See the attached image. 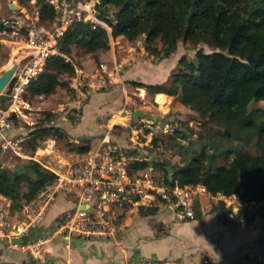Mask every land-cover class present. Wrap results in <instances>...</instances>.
<instances>
[{"label":"trees","instance_id":"obj_1","mask_svg":"<svg viewBox=\"0 0 264 264\" xmlns=\"http://www.w3.org/2000/svg\"><path fill=\"white\" fill-rule=\"evenodd\" d=\"M20 3L29 0H18ZM39 6L41 21L54 17L53 8L45 0H35ZM115 8L110 16L108 7ZM98 16L111 27V35L125 36L129 40L144 38V47L159 57H169L180 40L195 45L205 43L212 48L206 52L199 48L195 57L183 55L172 71L171 83L165 92L195 111L200 117L222 127L221 134L227 140L236 136L258 137L255 149L228 146L209 152L206 144L194 152L186 164L172 165L150 155L132 162L133 169L147 168L151 164L165 170L167 182L180 184L201 183L213 194L230 196L239 194L240 201L264 200V116L256 119L251 115L250 104L264 100V0H100ZM161 46H158V42ZM86 51L109 48L110 33L102 25L78 21L66 30L60 40V54L51 56L45 69L28 86L31 94H50L58 86L68 88V77L75 74L76 66L70 54L72 47ZM135 86L156 92L155 97L165 94L158 91L156 83L130 80ZM1 97V95H0ZM64 137L61 127L47 123L30 127L26 142L31 150L39 146L44 137ZM186 137L177 126L168 139ZM70 150L86 152L91 138L70 141ZM158 149V136L152 141ZM139 153L138 151H136ZM232 163L213 165L216 158ZM23 166L25 173L4 167L0 160V193L12 200L11 209L19 210L25 202L33 200L54 174L39 162L29 159ZM160 208L158 199L153 205L140 206L144 215L154 214ZM220 221L237 224L253 220V214L244 210L234 213L224 201L213 205Z\"/></svg>","mask_w":264,"mask_h":264},{"label":"built area","instance_id":"obj_2","mask_svg":"<svg viewBox=\"0 0 264 264\" xmlns=\"http://www.w3.org/2000/svg\"><path fill=\"white\" fill-rule=\"evenodd\" d=\"M35 2V0H31ZM54 10V17L45 24L41 21L39 10L32 20L25 18H0V40L25 45L24 54L14 59L18 65L13 78L0 97V149L10 150L20 158L32 159L50 170L54 177L31 201L25 202L18 214H12L9 206L0 205V239H7L13 246L40 259L46 251L45 244L56 235L64 237L117 239L119 232L126 225L122 211L135 206L152 205L158 199L169 201L178 219L195 216L196 201L204 194H210L218 203L224 201L226 206L256 214L264 215L263 201H240L237 194L226 196L213 194L206 186L197 184H180L158 181L146 168L133 169L132 162L140 159L139 154L123 151L110 136L104 135L101 142L86 152L67 150L52 154L57 150L55 137L47 136L40 148L26 154L21 147V140L11 133L16 125L34 124L31 105L26 98L31 81L44 71L47 60L60 54L59 43L68 27L78 21H87L104 26L108 23L98 16L100 0H45ZM12 62L13 59H12ZM125 62L114 61L110 66L106 62L92 73L77 69L73 77V87L82 86V81L90 78L89 85L105 86L115 82H124L122 78ZM89 89L79 90L77 98L72 101L74 116H82V106ZM158 117V116H157ZM149 127L144 134L149 141L157 130L172 133L177 127L169 117L165 120L150 118L146 121ZM172 131V132H171ZM56 147V148H55ZM75 187V189L73 188ZM76 195L75 206L65 211L49 235L29 238V231L39 227L51 203L58 194ZM260 213V212H259ZM260 213V214H261ZM16 216V223L11 218ZM126 216V214H125ZM23 238V243H12L13 238ZM0 264H17L0 256ZM138 264H169L153 258L141 260ZM202 264H216L204 256ZM238 264V263H232Z\"/></svg>","mask_w":264,"mask_h":264},{"label":"rangeland","instance_id":"obj_3","mask_svg":"<svg viewBox=\"0 0 264 264\" xmlns=\"http://www.w3.org/2000/svg\"><path fill=\"white\" fill-rule=\"evenodd\" d=\"M11 2H15L17 5L16 10L10 8ZM39 10V6L29 0L20 3L18 0H0V18L11 17L14 19L25 18L26 15L33 20L36 11ZM110 16H114L115 8L113 6L108 7ZM47 24L48 20L42 21ZM110 33V46L109 48L97 49L95 51H86L81 47L73 46L70 57L75 63L77 69H83L86 72L92 73L102 62L108 63L110 66L114 64V60L111 57L116 56L118 62H125L128 59H123L129 52V47L134 46V57L129 61L131 64L133 61L134 74L139 76L142 82H153L159 86L158 91L164 93L168 85L171 83V73L175 69V66L183 55L194 58L195 53L199 48L204 49L206 52L212 51V48L205 43H199L197 45L180 40L176 50L167 58L159 59L158 56L149 53L144 45V38L139 36L136 40H129L125 36L120 35L113 37ZM158 46H161V42H158ZM25 45L23 43H13L9 41L0 40V73L1 71L12 64V59L19 58L24 54ZM127 57V56H126ZM125 57V58H126ZM127 65L128 63L125 62ZM77 76V71L72 77H68L70 80V86L73 87L75 83L73 77ZM90 78L87 81H82L83 85L75 88L76 94L68 88L58 86L55 92L50 94H31L28 92L26 98L31 105V113L35 121L34 124H25L27 131L31 126L41 123H49L59 125L62 123L70 122L78 124L80 121L74 119V108L72 107V101L77 98L79 90L93 89V92L87 94L84 98L83 104H88L92 101V97H97L98 107L95 109V121L98 126V130L95 133L85 134L84 137L91 138V145L93 147L99 142V139L104 135H110L111 138L116 140L120 146L127 148H140L143 149V155H156L157 160L169 163L170 168L174 164H183L188 161L190 156L197 152L202 145L206 144L208 151L214 152L217 149L233 146L238 148L255 149L258 137L254 136H236L232 140H227L221 134L222 127L217 125L211 120H206L205 117H200L195 111L188 106L182 104L177 96H157V102L155 94L156 92H149L146 90L140 91L135 85L126 80V87L122 84H107L105 86L93 87L89 85ZM146 89V88H145ZM167 94V93H166ZM251 115L260 119L264 116V100L253 101L250 104ZM102 111L101 113L99 111ZM83 111V109H82ZM142 112V116H134V113ZM124 116L123 120L118 119L119 122H113V117L116 115ZM158 116L164 120L169 117L173 120L175 126L182 128L186 137H176L174 139H168L167 134L157 130L154 136H158V149H154L152 146V139L149 141L144 135L149 127H146V121L152 118V116ZM110 120L112 123L110 124ZM121 121V122H120ZM18 126V125H16ZM172 132V131H171ZM19 134L24 135L23 131H19ZM56 139L57 150L52 154L62 153L64 150H70L71 143L67 135L64 137L53 136ZM83 138V136H82ZM81 140V138L79 139ZM78 140V141H79ZM76 141V142H78ZM21 144L27 149L26 139L21 141ZM44 145L45 142H40ZM28 153L30 152L29 149ZM2 153V154H1ZM140 153V152H139ZM0 160L3 163L9 165H22L28 162L27 158H17L12 151L6 150L0 152ZM230 160H224L216 158L213 162L214 166L229 163ZM158 168V167H157ZM159 170V171H158ZM154 168V172L164 176L165 170ZM75 189V187H73ZM77 199V196H74ZM198 201V200H197ZM256 214H260L261 211L255 210ZM13 212V211H12ZM260 212V213H259ZM14 214V213H13ZM261 215H263L261 213ZM264 216V215H263ZM14 221V219H12Z\"/></svg>","mask_w":264,"mask_h":264},{"label":"crops","instance_id":"obj_4","mask_svg":"<svg viewBox=\"0 0 264 264\" xmlns=\"http://www.w3.org/2000/svg\"><path fill=\"white\" fill-rule=\"evenodd\" d=\"M129 49L127 57L125 56L126 58L123 57V59L131 60L134 57V46L131 45ZM111 59L116 61L117 57L113 56ZM128 60L125 61L128 64L125 65L122 75L124 82H115L112 85L122 84L126 87V80H129L128 82L130 80L141 81V77L136 76L133 68L131 69L137 63L133 61L129 64ZM136 88L146 93L144 87L136 86ZM92 92L93 89H89L88 94L90 95ZM159 96L165 97L164 94ZM97 107V97L93 96L92 101L86 105L83 104L82 116L79 119L74 117L76 122L80 121L78 124L64 122L57 126L61 127L69 141H78L85 134L95 133L99 129L94 114ZM158 118V120L161 119ZM118 119L123 120L124 116L116 115L113 117V122H119ZM111 123L112 120H110ZM19 131H23L24 135L21 136ZM11 133L23 141L28 137L29 132L26 125H18L14 126ZM101 138L94 147L101 142ZM110 139L120 146L116 140L111 137ZM40 142L37 148L42 146ZM21 147L26 154L34 152L28 145L29 153L24 145L21 144ZM94 147L90 146L91 149ZM120 147L125 152H132L131 147ZM135 150L140 152L137 153L133 150L134 154H139L140 159L146 156L143 155V149L135 148ZM151 157L153 160L156 155ZM229 160L231 162L228 165L232 163V159ZM154 168L158 170L152 164L146 169L153 173L158 181H164V179H159L161 174L155 173ZM234 194H237L239 199V194ZM75 203L74 195L58 194L47 210L42 224L29 231L28 237L37 239L49 235L65 211L74 207ZM11 204L12 200L0 193V205L9 206L11 213L18 214L20 217V209L12 210ZM214 204L217 203L210 194H204L196 201L195 216L182 220L175 217L174 208L169 201L160 199V208L154 214L140 213V206L123 210L122 214L124 218L126 217L127 223L119 232L117 239L64 237L59 234L49 239L45 244L46 251L44 257L40 259L21 250L18 246L11 245L7 239H0V256L17 264H138L139 261L147 258L169 264H202L204 256L216 264H264V216L254 214L251 221L227 224L220 221L217 212L213 211ZM232 209L234 213H237L234 207ZM16 219V216L12 217L11 222L16 223Z\"/></svg>","mask_w":264,"mask_h":264},{"label":"water","instance_id":"obj_5","mask_svg":"<svg viewBox=\"0 0 264 264\" xmlns=\"http://www.w3.org/2000/svg\"><path fill=\"white\" fill-rule=\"evenodd\" d=\"M10 8L12 10H16L17 9V5L15 4V2H11L10 4ZM17 61L12 62L11 65H9L8 67L4 68L1 73H0V95L3 93V91L7 88V86L9 85V83L11 82L12 78H13V74L17 68ZM143 113L142 112H138L136 111L134 113V116H142ZM153 119L158 120L159 118L155 115L152 116ZM153 157H151L150 159L152 160ZM4 167H8L11 168L14 172L17 173H25L27 172V169L22 166V165H9L8 163H3ZM24 239L23 238H13L11 240L12 243H23Z\"/></svg>","mask_w":264,"mask_h":264},{"label":"flooded vegetation","instance_id":"obj_6","mask_svg":"<svg viewBox=\"0 0 264 264\" xmlns=\"http://www.w3.org/2000/svg\"><path fill=\"white\" fill-rule=\"evenodd\" d=\"M153 118V117H152Z\"/></svg>","mask_w":264,"mask_h":264}]
</instances>
